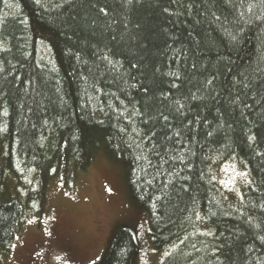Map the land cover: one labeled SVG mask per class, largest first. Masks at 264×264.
Returning <instances> with one entry per match:
<instances>
[{
  "label": "trees",
  "instance_id": "16d2710c",
  "mask_svg": "<svg viewBox=\"0 0 264 264\" xmlns=\"http://www.w3.org/2000/svg\"><path fill=\"white\" fill-rule=\"evenodd\" d=\"M102 146L162 264H264V0H0V259L26 219L6 177L42 193ZM136 251L119 228L99 264Z\"/></svg>",
  "mask_w": 264,
  "mask_h": 264
},
{
  "label": "rangeland",
  "instance_id": "374dc122",
  "mask_svg": "<svg viewBox=\"0 0 264 264\" xmlns=\"http://www.w3.org/2000/svg\"><path fill=\"white\" fill-rule=\"evenodd\" d=\"M57 174V175H56ZM49 178L40 192L31 173L5 179V194L18 200L25 223L0 264H99L119 228L131 231L137 244L132 264H162L172 248L149 244L147 214L128 196L124 169L102 146L85 171L69 167ZM223 196L239 199L247 173L227 161L212 173Z\"/></svg>",
  "mask_w": 264,
  "mask_h": 264
},
{
  "label": "bare ground",
  "instance_id": "6f19581e",
  "mask_svg": "<svg viewBox=\"0 0 264 264\" xmlns=\"http://www.w3.org/2000/svg\"><path fill=\"white\" fill-rule=\"evenodd\" d=\"M241 188H242V186H241ZM8 198H9V197H8L6 194L3 195V199H4V200H8ZM24 213H25V211H24ZM136 252H137V251H136ZM170 252H171V249H170V251L168 252V254H170ZM135 255H136V254H135Z\"/></svg>",
  "mask_w": 264,
  "mask_h": 264
}]
</instances>
